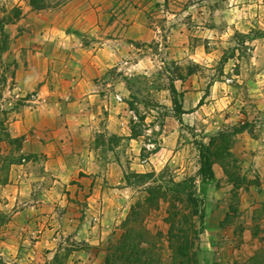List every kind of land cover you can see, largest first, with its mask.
<instances>
[{
    "label": "rangeland",
    "instance_id": "rangeland-1",
    "mask_svg": "<svg viewBox=\"0 0 264 264\" xmlns=\"http://www.w3.org/2000/svg\"><path fill=\"white\" fill-rule=\"evenodd\" d=\"M16 1L0 0V183L16 178L23 172L18 164H24L23 157L28 160L21 152L22 142L5 131L13 117L5 106L13 102V95L5 88L12 83L8 78L14 73L15 57L21 59L24 53L19 49L21 43L11 39L5 29V24L21 14ZM98 6L97 24L79 37L80 43L62 37L63 43L52 49L59 59L54 63L56 73L65 75L74 70L90 78L103 109L123 117L120 128L141 141V155L156 150L162 130L179 124L175 102L188 114L181 119L200 123L192 127L187 124L180 134L184 138L182 166L177 167L182 178L174 179L175 164L165 165L160 182L152 184L168 190L165 200L145 219L152 233L155 229L160 233L161 264H171L170 226L165 218L173 212V193L169 190H174L176 183L183 200L189 192L200 200L189 230L197 246L198 264H262V255L248 259L241 246L243 230L255 233L261 223L264 187L258 174L243 173L247 160L231 151H238L241 134L246 131L264 141V0H104ZM247 28L251 32H240ZM75 53L86 57L80 61L81 67L69 63ZM198 109L199 114H191ZM105 113L100 110L98 116L105 117ZM148 141L154 143L151 151L143 146ZM194 141L212 144V166L225 169L222 184L216 180L201 182L200 154ZM150 178L133 173L126 176V182L135 186L129 191L133 198L147 196L143 184ZM43 186L44 182L37 189ZM223 206L228 212L218 222L216 215L224 214ZM161 217L164 221L151 227ZM32 219L17 220V224L9 210L0 212V264H70L71 251L79 250L83 243L62 236L54 245L64 250L48 258L43 250L38 252L33 238L37 233L32 231L45 229L50 222ZM60 225L54 227L60 230ZM178 229L185 231L186 225ZM229 233H233L230 241L225 238ZM6 239L7 246H1Z\"/></svg>",
    "mask_w": 264,
    "mask_h": 264
},
{
    "label": "crops",
    "instance_id": "crops-1",
    "mask_svg": "<svg viewBox=\"0 0 264 264\" xmlns=\"http://www.w3.org/2000/svg\"><path fill=\"white\" fill-rule=\"evenodd\" d=\"M18 1L21 14L5 24V29L11 39L21 43L19 49L24 53L21 59L15 57L14 73L8 78L12 83L5 88L16 101L5 105L13 113L5 131L22 142L21 152L28 160L22 158L24 164L19 163L18 168L23 172L16 178L0 183V212L9 210L17 224V220L24 222L28 217L49 221L45 229L32 231L37 233L33 238L38 252L43 250L48 258L64 250L54 245L63 236L83 243L79 250L71 251L74 255L68 258L70 264H102L105 243L121 233L131 207L146 198L132 197L129 191L135 186L126 182V176L151 175L143 184L148 188L160 182L159 174L165 165L175 164L174 179L182 178V170L177 167L182 166L179 161L184 138L180 134L187 124L192 127L200 123L182 118L176 128L162 130L155 151L141 155V141L120 128L123 117L103 109L90 78L74 70L65 75L55 70L54 63L59 59L52 49L63 43L62 37L75 38L80 43L79 37L95 28L98 5L104 0H68L57 8L41 11L32 10L28 0ZM240 32H251V28ZM83 58L86 57L75 53L69 63L81 67ZM100 110L108 112L105 117L98 116ZM199 112L200 109L191 114ZM256 129L254 126L253 131ZM238 145V151L231 152L247 160L243 173L258 174L264 187L263 139L246 131ZM212 170L214 180L222 184L225 169L214 164ZM223 210V215H216L218 222L226 217L228 209L223 206ZM162 221L163 217L152 222L151 227ZM260 222L263 224L255 233L243 230L241 247L248 259L264 256V214ZM56 225L62 228L58 230ZM147 227L150 229V225ZM232 235L225 238L230 241ZM163 241L165 244L164 238ZM7 242L8 239L1 241V246L6 247Z\"/></svg>",
    "mask_w": 264,
    "mask_h": 264
},
{
    "label": "trees",
    "instance_id": "trees-1",
    "mask_svg": "<svg viewBox=\"0 0 264 264\" xmlns=\"http://www.w3.org/2000/svg\"><path fill=\"white\" fill-rule=\"evenodd\" d=\"M67 1L29 0V6L32 10L41 11L57 8ZM172 93H176L174 88H172ZM174 104L176 113L180 117L178 121L181 122V115L185 111L181 106H177L176 102ZM194 144L200 154L198 170L200 180L203 184L210 183L214 180L209 152V147L212 144L210 142L205 144L201 141H194ZM179 185V183H176L174 185L176 188L172 191L169 190V192L173 193V203L170 205V210H173V212H168V216L165 218L170 226L168 249L172 254L171 264H198L196 259L197 246L194 238L190 236L189 230L192 229V218L196 216L195 208L200 203V200L198 201L191 192L187 193L185 200H183V192L177 189ZM146 192L147 196L143 203H138L131 207L127 219L122 223L121 233L105 243L102 248V264L162 263V249L159 242L160 233H152L145 226V219L152 208L157 209L160 201L165 200L168 190H165L161 185H151ZM182 225H186L185 231L178 229ZM257 259L259 258L257 257ZM260 260L264 264V256Z\"/></svg>",
    "mask_w": 264,
    "mask_h": 264
},
{
    "label": "built area",
    "instance_id": "built-area-1",
    "mask_svg": "<svg viewBox=\"0 0 264 264\" xmlns=\"http://www.w3.org/2000/svg\"><path fill=\"white\" fill-rule=\"evenodd\" d=\"M116 99L121 101V97L119 95L116 96ZM143 146L147 151H151L152 149H154V143H152L151 141L143 143Z\"/></svg>",
    "mask_w": 264,
    "mask_h": 264
}]
</instances>
